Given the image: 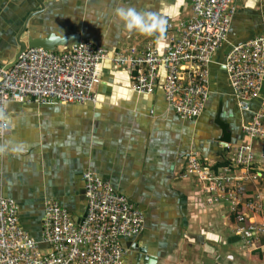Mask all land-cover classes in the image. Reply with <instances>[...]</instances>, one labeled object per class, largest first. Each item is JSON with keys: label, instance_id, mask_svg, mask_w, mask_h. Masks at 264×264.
<instances>
[{"label": "crops", "instance_id": "obj_1", "mask_svg": "<svg viewBox=\"0 0 264 264\" xmlns=\"http://www.w3.org/2000/svg\"><path fill=\"white\" fill-rule=\"evenodd\" d=\"M41 2L43 9L38 0H0V63L13 58L16 36L26 19L27 36L32 38L76 33L79 40H90L110 51L152 41L162 52L170 35L168 24L190 13L188 0ZM234 5L227 39L209 65L205 109L195 120L175 114L160 83L151 94L132 90L131 75L109 61L99 69L94 103L8 104L13 123L0 142L22 141L29 150L20 158L0 157V196L18 203L19 222L32 237H41L47 199L57 201L75 219L82 214L81 176L88 170L143 210L144 228L131 239L157 257L155 264H206L203 258L207 255L213 261L209 264H237L236 253L246 257L253 253L258 259L264 256V238L257 248L244 246L234 232L235 215H229L224 203L206 206L195 178L184 171L189 154L213 166L227 162L230 147L246 140L242 124L250 120L264 96L263 85L250 110L241 111L222 64L232 44L264 31V0H238ZM120 6L158 13L167 21L163 38L157 39L159 33L129 32L115 15L114 9ZM37 11L41 12L29 17ZM160 77L162 81L163 71ZM253 146L257 154L264 153V140H254ZM247 187L251 193L255 191L250 187L261 191L264 210V170ZM244 212L249 220H261L260 212ZM134 252L127 250L122 264H135Z\"/></svg>", "mask_w": 264, "mask_h": 264}, {"label": "built area", "instance_id": "obj_2", "mask_svg": "<svg viewBox=\"0 0 264 264\" xmlns=\"http://www.w3.org/2000/svg\"><path fill=\"white\" fill-rule=\"evenodd\" d=\"M188 1L189 17L168 24L170 35L162 52L152 41L110 51L87 39L62 50L28 48L7 70L0 66V108L8 114L13 101L94 103L99 69L109 61L131 75L132 90L151 94L160 83L175 114L195 120L205 109L209 65L227 39L238 0ZM222 64L238 108L249 111L264 85V31L232 44ZM242 132L246 140L230 147L226 163L213 166L189 154L184 171L195 178L206 206L226 204L229 215H235L234 232L244 246L254 249L264 238V210L261 191L250 187L255 191L251 193L247 185L261 178L264 170V153L257 154L253 146L254 140H264V96L242 124ZM81 179L86 215L77 222L57 201L45 200L40 239L21 226L18 203L0 196V264L123 263L124 240L142 232L144 212L96 173L84 171ZM246 210L260 212L261 220H249Z\"/></svg>", "mask_w": 264, "mask_h": 264}, {"label": "clouds", "instance_id": "obj_3", "mask_svg": "<svg viewBox=\"0 0 264 264\" xmlns=\"http://www.w3.org/2000/svg\"><path fill=\"white\" fill-rule=\"evenodd\" d=\"M114 12L129 32L138 31L148 36L159 33L157 39L163 38L167 21L158 13L147 10L139 11L131 6L117 7ZM12 123L11 117L6 113L5 108H0V136L3 135L4 129ZM28 150L29 145L22 141L8 139L0 142V157L12 155L20 158Z\"/></svg>", "mask_w": 264, "mask_h": 264}, {"label": "water", "instance_id": "obj_4", "mask_svg": "<svg viewBox=\"0 0 264 264\" xmlns=\"http://www.w3.org/2000/svg\"><path fill=\"white\" fill-rule=\"evenodd\" d=\"M41 9H43V5L41 0H38ZM41 11H37L32 13L29 17L34 16L35 14H38ZM80 39V35L76 33H70L65 34L62 36H59L55 33H49L45 36H38V37H30L27 36V19L23 25V27L20 29V31L17 33L16 41H17V49L13 55V58L8 61L7 63H0V66H2L5 70H7L9 67L13 66L17 60L20 53L26 51L28 48H43L48 50H58L60 48L66 47L68 43L72 41H76ZM87 209L85 205L82 209L81 216L76 218L77 222H80L83 217L86 215ZM128 243H126L127 250H132L134 252V260L135 264H155L157 261V257L152 254L147 253V249L144 246H139V243L133 241L132 239L127 240ZM130 242V243H129Z\"/></svg>", "mask_w": 264, "mask_h": 264}, {"label": "rangeland", "instance_id": "obj_5", "mask_svg": "<svg viewBox=\"0 0 264 264\" xmlns=\"http://www.w3.org/2000/svg\"><path fill=\"white\" fill-rule=\"evenodd\" d=\"M236 256H237V264H264V256L262 258H260V259H258L256 257V254H253V253L250 254L249 257L242 256L241 254H237V253H236ZM203 259L205 260L206 264H209L210 262L211 263L213 262L212 258L209 257L208 255L206 257H204Z\"/></svg>", "mask_w": 264, "mask_h": 264}, {"label": "trees", "instance_id": "obj_6", "mask_svg": "<svg viewBox=\"0 0 264 264\" xmlns=\"http://www.w3.org/2000/svg\"><path fill=\"white\" fill-rule=\"evenodd\" d=\"M222 163L224 164V163H226V162L224 161V162H222Z\"/></svg>", "mask_w": 264, "mask_h": 264}]
</instances>
